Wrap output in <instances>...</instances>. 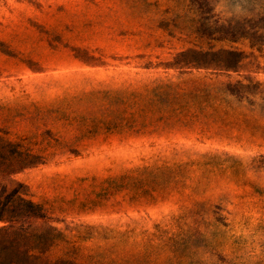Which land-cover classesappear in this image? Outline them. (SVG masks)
Masks as SVG:
<instances>
[{
    "label": "rangeland",
    "instance_id": "rangeland-1",
    "mask_svg": "<svg viewBox=\"0 0 264 264\" xmlns=\"http://www.w3.org/2000/svg\"><path fill=\"white\" fill-rule=\"evenodd\" d=\"M171 2L0 0V129L40 161L14 181L78 264H264V39L182 63Z\"/></svg>",
    "mask_w": 264,
    "mask_h": 264
},
{
    "label": "trees",
    "instance_id": "trees-1",
    "mask_svg": "<svg viewBox=\"0 0 264 264\" xmlns=\"http://www.w3.org/2000/svg\"><path fill=\"white\" fill-rule=\"evenodd\" d=\"M223 1L173 0L164 12L171 19L161 28L167 38L181 45L177 58L182 63L201 67L224 65L226 60L239 63L243 53L237 45L247 44L260 52L264 12L246 23L224 20L214 14ZM38 164L39 158L28 147L0 129V264H78L70 238L49 225L47 213L14 181Z\"/></svg>",
    "mask_w": 264,
    "mask_h": 264
}]
</instances>
